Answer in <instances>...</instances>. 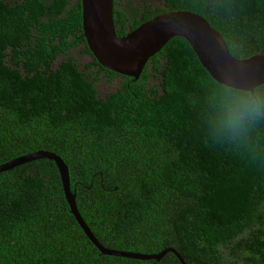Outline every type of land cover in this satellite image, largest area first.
<instances>
[{"label":"trees","instance_id":"1","mask_svg":"<svg viewBox=\"0 0 264 264\" xmlns=\"http://www.w3.org/2000/svg\"><path fill=\"white\" fill-rule=\"evenodd\" d=\"M122 1L112 0L117 35L185 9L235 57L264 45V0ZM74 47L90 56L79 0H0V163L55 152L80 216L106 247H172L185 264H264V125L243 146L212 140L208 101L221 84L180 36L133 80L91 56L80 67L66 54ZM100 74L118 77L115 89L99 95ZM0 264L180 262L170 251L157 260L98 252L68 211L53 160L42 157L0 170Z\"/></svg>","mask_w":264,"mask_h":264},{"label":"water","instance_id":"2","mask_svg":"<svg viewBox=\"0 0 264 264\" xmlns=\"http://www.w3.org/2000/svg\"><path fill=\"white\" fill-rule=\"evenodd\" d=\"M80 28L84 44L99 66L115 73L136 79L146 61L171 36L182 37L195 54L208 75L220 84L247 88L264 83V45L246 57L231 55L219 33L207 20L190 10H165L140 21L137 25L117 35L111 17L112 0H79ZM53 160L68 211L87 239L102 254L138 259H159L166 251L172 252L180 264L182 257L172 247L144 253L109 248L102 245L80 216L69 189L66 164L53 151L36 149L0 163V170L35 159Z\"/></svg>","mask_w":264,"mask_h":264},{"label":"clouds","instance_id":"3","mask_svg":"<svg viewBox=\"0 0 264 264\" xmlns=\"http://www.w3.org/2000/svg\"><path fill=\"white\" fill-rule=\"evenodd\" d=\"M264 125V84L241 88L218 85L208 101L207 129L214 142L246 145Z\"/></svg>","mask_w":264,"mask_h":264},{"label":"rangeland","instance_id":"4","mask_svg":"<svg viewBox=\"0 0 264 264\" xmlns=\"http://www.w3.org/2000/svg\"><path fill=\"white\" fill-rule=\"evenodd\" d=\"M128 1L130 5L136 6V7H140L143 3L145 4L148 3L152 7L160 5V3L157 2L156 0H128ZM122 3L123 4L126 3V0H123ZM66 54L73 55V57L75 58L76 62L78 63L80 67H82L83 64L86 63L88 59L90 58L89 55L80 53L79 47H74L70 49ZM62 57H64V55H59L54 61V64H56L57 60L61 59ZM118 81H119L118 77H113L110 81H106L103 75L100 74L96 82L97 93L99 95H103V93L115 89V87L118 84Z\"/></svg>","mask_w":264,"mask_h":264},{"label":"flooded vegetation","instance_id":"5","mask_svg":"<svg viewBox=\"0 0 264 264\" xmlns=\"http://www.w3.org/2000/svg\"><path fill=\"white\" fill-rule=\"evenodd\" d=\"M88 55V54H87ZM90 57V56H89Z\"/></svg>","mask_w":264,"mask_h":264}]
</instances>
